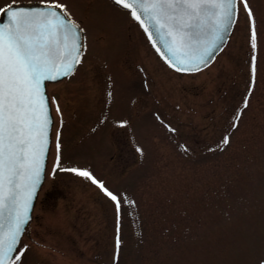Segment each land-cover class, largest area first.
Wrapping results in <instances>:
<instances>
[{"label":"rangeland","instance_id":"obj_1","mask_svg":"<svg viewBox=\"0 0 264 264\" xmlns=\"http://www.w3.org/2000/svg\"><path fill=\"white\" fill-rule=\"evenodd\" d=\"M26 1L67 5L85 35L76 70L47 84L58 135L11 264H264V0L251 17L239 0L225 47L192 73L112 0Z\"/></svg>","mask_w":264,"mask_h":264},{"label":"snow or ice","instance_id":"obj_2","mask_svg":"<svg viewBox=\"0 0 264 264\" xmlns=\"http://www.w3.org/2000/svg\"><path fill=\"white\" fill-rule=\"evenodd\" d=\"M115 2L131 9L135 19L143 24L141 16L136 14V6H139L161 28L167 29V36L177 50L190 47V31L200 23L205 9L215 10L214 14H218L217 26L220 27L232 19L234 13L231 8L235 7V0ZM240 2L251 17L247 0ZM7 7L11 11V24L0 25V213L10 204L14 207L11 226L0 236V264L18 260L22 254L17 251L18 237L28 219V202L39 179L40 161L45 153L49 128L53 129V136L58 135L53 123L55 115L46 109L49 104L52 105V112L58 113L60 109L51 97L40 91L41 82L59 79L61 70L63 76L69 75L74 65L79 63L80 49L84 47L77 39L83 29L70 19L67 12H63L62 16L56 11L66 9L67 5L55 3L49 5V10L27 9L18 8L13 0V4ZM254 23L253 40L256 35ZM69 60L71 63H68ZM201 62H205L202 57ZM176 70L181 71V68ZM54 72L57 75H53ZM224 142L228 143L227 137ZM77 174L98 184L119 210L121 198L108 191L102 181H97L87 170ZM21 180L25 183L21 184ZM21 187L24 189L22 204L17 200V189ZM120 243L118 239V249Z\"/></svg>","mask_w":264,"mask_h":264},{"label":"water","instance_id":"obj_3","mask_svg":"<svg viewBox=\"0 0 264 264\" xmlns=\"http://www.w3.org/2000/svg\"><path fill=\"white\" fill-rule=\"evenodd\" d=\"M125 2H131V0H125ZM49 5L51 4L42 5L38 3H33V4H19L16 6L18 8H27V9L38 8L43 10H49ZM56 11L61 12V15L63 16V12L60 11V9H56ZM231 11L234 13L232 19L230 21H227L224 26L218 27L217 26L218 14H214L215 10L213 9L210 8L205 9V11L201 14L200 23H198L196 27L190 31V35L192 37V39L189 41L190 47L177 50L175 47L172 46L171 38L167 36V29L161 28L159 24H157L153 19L150 18L148 13H145L139 6H136V14L140 15L141 19L144 21L143 24H141L140 22L139 23L145 30L148 38L150 39L151 43L153 44L157 52L170 66H172L175 69L177 67H180L181 71L184 72L198 71L213 62L216 55L225 46L229 38V35L232 31V28L237 18L238 0H235V7L231 8ZM5 12H7V15H5ZM72 21L75 22L74 20ZM75 23L78 24L77 22ZM161 23H163V21H161ZM10 24H11V11H8L7 8L5 9L2 18H0V25L10 26ZM77 39L82 42V32L79 34ZM73 55H75V53H73ZM201 57L205 62L203 63L201 62ZM80 58H81V49H80ZM68 63H71V60H69ZM78 64L74 65V70L78 66ZM72 72H70L69 74H71ZM53 75H57V73L54 72ZM63 77L65 76L62 75V70H61V75L59 79L43 80L41 82L40 91L46 97H49L46 90V83L48 81L60 80ZM46 110H48L52 114L50 104L48 105V108ZM51 130L52 128L50 127L47 135V143L44 145L45 153L42 160L40 161L39 179L35 184V188L32 191L31 199L28 202V212H27L28 219L27 222L22 225V232L18 237L17 247L32 217V211L37 200L39 189L45 179V169L47 164L49 148L51 145ZM24 183L25 181L21 180V184ZM17 191L19 193V195L17 196V200L20 201V203L22 204L24 189L23 187H21L20 189H17ZM13 207L14 206L10 204L8 209H4L2 213H0V236H2L5 232H7V230L11 226ZM14 254L15 253H12V255ZM10 262L11 261L7 262V264H9Z\"/></svg>","mask_w":264,"mask_h":264}]
</instances>
